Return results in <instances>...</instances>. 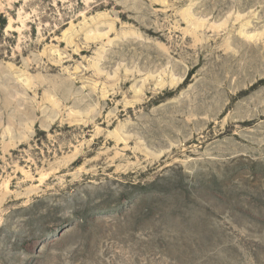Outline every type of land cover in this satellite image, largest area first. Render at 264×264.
I'll use <instances>...</instances> for the list:
<instances>
[{"label":"rangeland","instance_id":"374dc122","mask_svg":"<svg viewBox=\"0 0 264 264\" xmlns=\"http://www.w3.org/2000/svg\"><path fill=\"white\" fill-rule=\"evenodd\" d=\"M0 264H264V0H0Z\"/></svg>","mask_w":264,"mask_h":264},{"label":"bare ground","instance_id":"6f19581e","mask_svg":"<svg viewBox=\"0 0 264 264\" xmlns=\"http://www.w3.org/2000/svg\"><path fill=\"white\" fill-rule=\"evenodd\" d=\"M99 34V33H98ZM100 35H102V34H100ZM95 36V35H94ZM98 36V35H97ZM95 38V37H94ZM97 38V37H96ZM91 39H93V38H91ZM173 83V82H172ZM171 84V83H170Z\"/></svg>","mask_w":264,"mask_h":264}]
</instances>
